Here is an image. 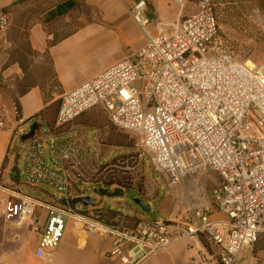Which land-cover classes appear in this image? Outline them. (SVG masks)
<instances>
[{
  "label": "built area",
  "instance_id": "2783aa9c",
  "mask_svg": "<svg viewBox=\"0 0 264 264\" xmlns=\"http://www.w3.org/2000/svg\"><path fill=\"white\" fill-rule=\"evenodd\" d=\"M169 1L180 11L189 2L195 9L178 17L171 33L162 30L161 21L152 33L147 0H134L128 13L143 45L61 94L57 131L51 133L100 108L168 184L205 168L214 173L209 202L186 207L178 217L132 223L122 214L107 220L99 212L80 211L73 203L81 197L78 183H103L101 171L118 165L96 158L84 131L61 140L52 134L36 138L25 152L24 183L47 186L58 195L44 200L18 184H0L5 194L0 215L8 227L38 236L37 258H49L70 226L108 239V254L118 264H138L179 241L201 244L185 264H236L246 250L247 264H264L252 255V246L264 237V68L238 61L222 48L213 0ZM8 27V14L1 9L3 43ZM5 119L0 108V130ZM116 162L129 173L122 156ZM214 213L223 218L211 219Z\"/></svg>",
  "mask_w": 264,
  "mask_h": 264
},
{
  "label": "crops",
  "instance_id": "0c3cea01",
  "mask_svg": "<svg viewBox=\"0 0 264 264\" xmlns=\"http://www.w3.org/2000/svg\"><path fill=\"white\" fill-rule=\"evenodd\" d=\"M133 1L0 0V10L7 9L9 18L7 40L3 43L0 39V108L6 111L5 127L0 130V170L11 140L17 133L24 131L28 122L33 118L44 119L43 113L54 101L59 100L61 94L89 80L127 54L111 60H101V53L105 48H108L106 52L109 53V33L117 32L128 51L143 45L144 37L128 13ZM163 2L165 0H147L152 18L149 31L152 33L158 32L155 27L158 21L163 23L164 32L173 31L171 24L176 20L168 21L164 15ZM194 9V3L189 2L183 11L187 10L188 14ZM181 12L179 10L177 18ZM65 28L70 29L60 32ZM131 44H134L132 49ZM31 58L35 59L31 61ZM32 69L37 71L36 81L26 84L27 73L33 71ZM52 80H55L57 91L47 96L45 83ZM18 92L22 94L12 95ZM15 99L19 104L18 115L14 110ZM80 116L76 118V122L71 123L69 129L84 125ZM34 124L38 125L36 134L40 123ZM11 181V184H18L19 176L17 179L12 177ZM2 184H5L4 180ZM4 197L5 194L0 190V207ZM209 199L210 192L208 202ZM86 210L99 212L107 220L118 215L99 205L96 199L95 204ZM126 217L128 220L131 218ZM168 217L178 216H165L161 219ZM222 218L218 213L211 216V219ZM21 231L8 227L0 215V264H118L117 259L108 254L111 248L108 239L87 236L73 227L69 226L65 234L72 231L74 245H65L64 234L58 246L46 259L34 255L38 236L32 233L35 242H25ZM90 241L96 244L86 249ZM200 249L199 243L179 241L138 264H185Z\"/></svg>",
  "mask_w": 264,
  "mask_h": 264
},
{
  "label": "rangeland",
  "instance_id": "374dc122",
  "mask_svg": "<svg viewBox=\"0 0 264 264\" xmlns=\"http://www.w3.org/2000/svg\"><path fill=\"white\" fill-rule=\"evenodd\" d=\"M168 3V4H167ZM216 19L219 26V39L222 48L230 52L238 61H250L256 67L264 68V14H262L254 0H213ZM164 15L168 21L176 20L179 7L172 1L165 0L162 3ZM190 5V4H189ZM187 10L182 11L180 18L186 14ZM70 28H65L60 32H67ZM134 44L130 45V49ZM105 48L101 53V60L119 58L128 53L127 46L117 32L109 33V53ZM105 53V54H103ZM35 59V58H34ZM34 59H30L31 61ZM37 60V59H36ZM33 70V69H32ZM30 71L27 73L26 84L36 81V73ZM45 94L50 96L56 92L55 83L48 81L45 83ZM18 93H12L17 96ZM54 95V94H53ZM58 98V97H57ZM59 101L51 108H48L44 114L50 120H54ZM84 120V125L71 127V123L62 128V132L52 134L47 122L42 118H33L28 122L22 133H17L11 140L7 157L0 170V184L11 185V174L17 168L19 172L18 186L30 195L37 196L44 200H55L58 193L47 186L26 185L21 175L26 149L28 145L36 138L47 140L52 134L53 140H61L68 135L81 131L89 135L90 146L94 156L100 158L103 163L117 164L118 166L109 167L101 171L100 179L109 172L118 178H125L128 181V187L122 188L123 194L115 197L98 196L95 193L96 188H107L109 191L117 188L115 185H106L102 182H92L89 184L78 183L82 190L80 195L91 196L97 200V203L105 209L112 210L118 214L138 218H164L165 216H178L185 214L184 209L189 206H198L208 203L210 189L217 182V177L207 168L193 174L185 175L179 182L168 184L159 173L155 172L151 166L148 156L140 153L134 146L132 138L128 134L118 130L108 121L106 115L100 108H94L80 116ZM78 119V118H77ZM35 122L40 123L39 130L32 137L25 140L21 139L24 133L28 132L31 125ZM69 129V130H67ZM66 130V131H65ZM122 156L124 164L130 169L129 173H124L120 164L116 162V157ZM44 189L47 193L40 190ZM205 197V199H204ZM141 200L144 208L138 205L135 200ZM74 206L80 210L89 209L90 206H84L81 203H75ZM23 240L34 241L33 234L26 229H21ZM65 245H74L75 237L72 231L65 234ZM96 243L90 241L86 249L94 247ZM249 251L242 252L236 264H247L251 261ZM252 255L257 260H264V237H261L252 246Z\"/></svg>",
  "mask_w": 264,
  "mask_h": 264
},
{
  "label": "trees",
  "instance_id": "16d2710c",
  "mask_svg": "<svg viewBox=\"0 0 264 264\" xmlns=\"http://www.w3.org/2000/svg\"><path fill=\"white\" fill-rule=\"evenodd\" d=\"M254 1L256 2V6H257L258 10L262 14H264V0H254ZM3 10L7 12V9H3ZM215 15H216V13H215ZM52 81L55 83V80H52ZM21 94L22 93H20L19 95H21ZM58 101L59 100L54 101L48 108L53 107ZM14 104L16 105V113L18 115L19 114V104L17 102V99H15ZM43 117H44L45 121L47 122L50 130L51 131H57L56 129H54V120H55V117H54V120H52L53 118L50 120V118H48L47 115H45L44 113H43ZM16 171H17V169H16ZM102 181L106 185H115V186L120 187V188L128 187V181L124 177L123 178H118V177H116L113 174H109V172H107L106 176L105 175L103 176V180ZM129 219H130L129 220V223H132L133 221H131V220H134L136 218L133 216V217H131ZM203 243L206 244V242L204 240H203Z\"/></svg>",
  "mask_w": 264,
  "mask_h": 264
},
{
  "label": "water",
  "instance_id": "95a60500",
  "mask_svg": "<svg viewBox=\"0 0 264 264\" xmlns=\"http://www.w3.org/2000/svg\"><path fill=\"white\" fill-rule=\"evenodd\" d=\"M37 124H33L29 131L24 134L21 139L22 140H25V139H28V138H32L35 134V130L37 128ZM15 171V170H14ZM19 176V173L16 171L14 175H12L13 178H18ZM95 193L98 195V196H107V197H115V196H120L123 194V190L122 188L120 187H117L115 188L114 190L112 191H109L107 188H96L95 190ZM135 202L142 206L144 208V210H147V208L145 206H143V203L141 200H135ZM73 203H81L83 204L84 206H93L95 204V199L92 198L91 196H82V197H76L73 199Z\"/></svg>",
  "mask_w": 264,
  "mask_h": 264
},
{
  "label": "bare ground",
  "instance_id": "6f19581e",
  "mask_svg": "<svg viewBox=\"0 0 264 264\" xmlns=\"http://www.w3.org/2000/svg\"><path fill=\"white\" fill-rule=\"evenodd\" d=\"M246 63H247L248 65L252 66V64H251V62H250V61H247Z\"/></svg>",
  "mask_w": 264,
  "mask_h": 264
}]
</instances>
